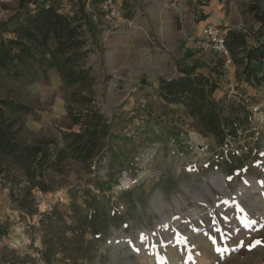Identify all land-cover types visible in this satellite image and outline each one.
Instances as JSON below:
<instances>
[{
    "label": "rangeland",
    "instance_id": "1",
    "mask_svg": "<svg viewBox=\"0 0 264 264\" xmlns=\"http://www.w3.org/2000/svg\"><path fill=\"white\" fill-rule=\"evenodd\" d=\"M99 1L51 4L88 17L99 14ZM17 2L0 0V21ZM121 2L149 7L148 0ZM254 3L227 2L223 27L264 20V6L257 13ZM99 22L108 25L99 27L104 36L86 23L93 48L86 65L93 70L85 82L66 83L50 59L30 77L0 72V101L28 108L12 112L0 103V118L14 123L17 142L55 156L66 134L80 131L69 108L73 114L98 108L111 128L91 167L67 159L62 173L47 170L46 192L28 183L32 162L0 155V264H264V243L249 247L264 242V87L232 93L237 98L226 102V112L241 128L221 143L187 108L160 95V76L176 70L154 73L161 51L153 30L125 21L113 31ZM192 133L206 146L198 148ZM219 175L223 189L214 183ZM126 178L132 183L122 187Z\"/></svg>",
    "mask_w": 264,
    "mask_h": 264
},
{
    "label": "trees",
    "instance_id": "2",
    "mask_svg": "<svg viewBox=\"0 0 264 264\" xmlns=\"http://www.w3.org/2000/svg\"><path fill=\"white\" fill-rule=\"evenodd\" d=\"M50 2L51 0H18L13 12L0 21V72L13 78L30 77L35 74L36 66H41L50 59V63L59 69L66 83L85 82L93 70L86 65L91 52V48L87 47V19L84 21V15L80 16L78 13L72 16L63 13ZM255 2L251 8L260 13L264 0ZM257 19L261 20L259 17ZM250 40L253 41L252 44ZM227 46L232 61L241 67V71L237 73V87L242 83L254 87L264 83V23L257 30L254 24L241 29H229ZM181 62L179 60L178 75L160 78V95L172 104H183L199 127L212 132L221 143L236 139L241 127L237 118L226 112V102L231 97H237L224 90L226 73L223 68L227 65L224 56L217 58L207 74L199 73L201 68L197 66L189 67ZM254 62L262 63V74L255 71ZM218 89L223 91L222 95L217 93ZM72 96L80 94L74 92ZM82 99L85 103L93 101L91 97L84 95ZM0 103L8 106L12 112L28 109L21 103L8 100H1ZM240 108L247 107L243 103ZM2 113L0 108V114ZM69 114L80 131L66 134L68 143L55 156L42 145L17 142L15 135L18 130L14 129V123L0 118V155L33 163L27 176L32 188L40 187L46 192L47 187L42 180L45 172L53 169L62 173V164L67 159H74L91 167L101 140L110 133V125L98 108H88L77 114H73L72 108H69ZM2 171L0 165V173Z\"/></svg>",
    "mask_w": 264,
    "mask_h": 264
},
{
    "label": "crops",
    "instance_id": "3",
    "mask_svg": "<svg viewBox=\"0 0 264 264\" xmlns=\"http://www.w3.org/2000/svg\"><path fill=\"white\" fill-rule=\"evenodd\" d=\"M117 1L124 11V17L115 24H109L113 31L124 28L123 23L125 21L130 24L135 21L141 23L145 32L147 30H153L159 47L157 49L161 51L156 54V57H158L154 59L155 62L152 64L155 67L154 73L157 72L158 75H161L162 71L164 72L166 68L173 66L175 67L176 75H178L179 60H182L181 64L189 67L197 66L198 68H201L199 73L207 74L209 73V68L213 66V63L221 56L219 54L203 51L199 47V35L202 27L208 23H217L223 26L221 23H224L226 19L224 12L226 11L227 5L225 7V4L232 0H148L149 7L139 9L134 8L133 6L124 8L121 0ZM59 11L67 13V10L63 8H60ZM87 18H89L88 23H90L91 29L94 32L96 31L97 35L98 32H102V36L106 34V31H103L102 29L100 30V28L108 26L100 25L99 20L103 21L100 11L99 14H97V12H91L88 17L83 16L84 21ZM253 22L252 24H254L255 30H257L262 26L264 20L256 19ZM85 27H87L86 24ZM241 28L243 27H229L227 29ZM89 41L90 40H88L87 47L89 46V48H92ZM252 43L253 41L250 40V44ZM91 52L89 55L93 53ZM253 65L255 71L258 74H262V63L254 62ZM223 70L226 73L224 79L225 82L223 83L225 86L224 90H228L230 94L238 91L242 92V88H245L244 90H246L247 85H249L247 83H242L237 87V73L241 71L240 66L233 62L225 65ZM145 73H147L146 70ZM162 76H160V78ZM174 76L168 78H173ZM249 87L255 89L263 88L264 83L258 87L252 85H249ZM218 92L222 95L223 91L218 89ZM175 105L185 107L183 104Z\"/></svg>",
    "mask_w": 264,
    "mask_h": 264
},
{
    "label": "built area",
    "instance_id": "4",
    "mask_svg": "<svg viewBox=\"0 0 264 264\" xmlns=\"http://www.w3.org/2000/svg\"><path fill=\"white\" fill-rule=\"evenodd\" d=\"M101 18L107 24H115L123 19L124 11L117 0H100ZM199 47L206 52L224 56L226 64L233 63L227 46V31L217 23L204 25L199 35Z\"/></svg>",
    "mask_w": 264,
    "mask_h": 264
},
{
    "label": "bare ground",
    "instance_id": "5",
    "mask_svg": "<svg viewBox=\"0 0 264 264\" xmlns=\"http://www.w3.org/2000/svg\"><path fill=\"white\" fill-rule=\"evenodd\" d=\"M194 139L197 141V144H198V148H202V147H205V142L200 139V137L198 135H196L195 133H192ZM125 181H123L122 183V187H127L129 185H131L132 181H130L128 178L124 179ZM214 183L219 187V188H222L226 185V179L223 175H219L217 177V180L215 181L214 180ZM211 193L212 195L214 196V193L212 192L211 190ZM235 198L234 197H228V200H234ZM176 203L179 205L180 202L178 200H176ZM202 264V262H201ZM204 264V263H203Z\"/></svg>",
    "mask_w": 264,
    "mask_h": 264
},
{
    "label": "snow or ice",
    "instance_id": "6",
    "mask_svg": "<svg viewBox=\"0 0 264 264\" xmlns=\"http://www.w3.org/2000/svg\"><path fill=\"white\" fill-rule=\"evenodd\" d=\"M260 243H264V242L256 241L255 244L249 245V247H250V248H251V247H255L256 244H260ZM216 250H217L218 252L221 251V249H220L219 247H218Z\"/></svg>",
    "mask_w": 264,
    "mask_h": 264
}]
</instances>
